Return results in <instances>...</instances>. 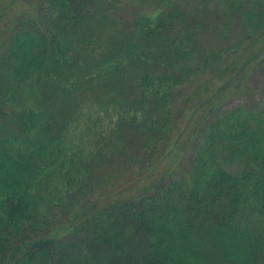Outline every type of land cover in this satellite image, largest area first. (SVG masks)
I'll use <instances>...</instances> for the list:
<instances>
[{"label":"trees","instance_id":"1","mask_svg":"<svg viewBox=\"0 0 264 264\" xmlns=\"http://www.w3.org/2000/svg\"><path fill=\"white\" fill-rule=\"evenodd\" d=\"M222 13L239 41L204 50L177 0L40 1L0 56V264H186L202 236L264 232V110L221 107L264 64V0ZM85 99L104 107L68 121Z\"/></svg>","mask_w":264,"mask_h":264},{"label":"rangeland","instance_id":"2","mask_svg":"<svg viewBox=\"0 0 264 264\" xmlns=\"http://www.w3.org/2000/svg\"><path fill=\"white\" fill-rule=\"evenodd\" d=\"M41 0H0V56L7 54V48L9 46V40L12 35L20 34L25 35L31 29L29 28L30 23H34L37 19V6ZM138 1V0H132ZM145 1H156V0H145ZM181 5L185 6L196 19H202L206 21L204 29L198 34V46L204 50H213L221 48L225 45L224 49H229L230 46L239 40L236 39V31H232L229 34L222 33L220 31V22L223 20L224 14L222 13L223 2L226 0H177ZM147 5H150V2H147ZM152 7H146L142 11H150ZM140 11V12H142ZM148 13V12H145ZM204 19V20H203ZM26 33V34H25ZM22 38V36H20ZM256 41L251 42L250 44H244V48L241 52L232 55L234 60H239L242 57L247 56L249 61L250 56L255 51L256 46L261 44L259 38L255 39ZM10 52V50H9ZM11 54V53H10ZM8 58L10 55H6ZM5 66L2 65L0 70ZM0 71V94L5 95L9 91L7 85H9L8 76ZM255 77L250 76L243 81L242 86L239 89H232L227 99L223 103V111H235L242 108L243 106L247 107L250 113L260 118L262 114V109L264 110V78L261 74H264V64L260 65L258 70L255 72ZM207 75L197 76L189 84H185L179 93H177L178 103L180 105H191L189 103H183L186 97L192 98L196 94L197 90H201L203 85L208 82L206 78ZM261 79L259 82V78ZM40 84V83H39ZM205 90L204 92H206ZM203 93V92H202ZM15 101V100H13ZM11 101V103L13 102ZM82 108L78 110H72L68 114V121H76L82 116L83 113H95L96 110L102 109L104 106L99 103H88L85 100H82ZM105 105V104H104ZM116 105V101H115ZM96 106V107H94ZM177 108V111L180 108ZM83 109V110H82ZM91 109V110H87ZM185 108V113L186 110ZM87 110V111H84ZM84 111V112H83ZM105 117V114H102ZM253 127L259 132V140L256 142V145L263 146L264 150V125L261 121V118L257 121L251 120ZM261 149V150H262ZM184 167H187V163L184 164ZM132 177L127 178L126 180L131 179ZM133 178L129 181L132 184ZM58 223L57 220L54 221ZM237 224V223H236ZM234 224V226H236ZM233 227V226H232ZM225 228V227H224ZM231 228L229 226L226 229ZM222 230L219 235L214 233L212 236H202V240H207L213 238V243H203L204 248L200 245V241L197 244L188 245V252L185 253V263L186 264H264V232H260L259 228H254L252 233L247 234L244 239L240 235L241 230L239 229H230ZM219 235V236H218ZM209 244V248H208ZM196 245V246H195ZM213 248L211 251L208 249ZM190 251V252H189ZM194 251V252H193Z\"/></svg>","mask_w":264,"mask_h":264}]
</instances>
